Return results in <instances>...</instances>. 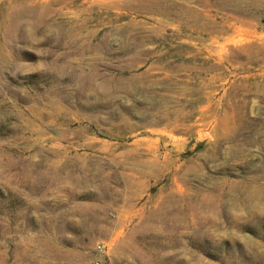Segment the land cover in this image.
Here are the masks:
<instances>
[{"label":"rangeland","instance_id":"1","mask_svg":"<svg viewBox=\"0 0 264 264\" xmlns=\"http://www.w3.org/2000/svg\"><path fill=\"white\" fill-rule=\"evenodd\" d=\"M94 262L264 264V0H0V264Z\"/></svg>","mask_w":264,"mask_h":264},{"label":"built area","instance_id":"2","mask_svg":"<svg viewBox=\"0 0 264 264\" xmlns=\"http://www.w3.org/2000/svg\"><path fill=\"white\" fill-rule=\"evenodd\" d=\"M101 249V247H98V250H100ZM93 264H97V262H94Z\"/></svg>","mask_w":264,"mask_h":264}]
</instances>
